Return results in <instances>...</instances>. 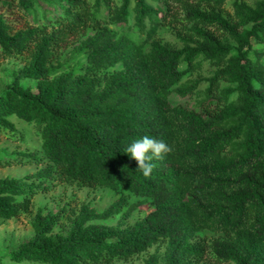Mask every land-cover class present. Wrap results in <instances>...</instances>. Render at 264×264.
<instances>
[{
    "label": "trees",
    "instance_id": "obj_1",
    "mask_svg": "<svg viewBox=\"0 0 264 264\" xmlns=\"http://www.w3.org/2000/svg\"><path fill=\"white\" fill-rule=\"evenodd\" d=\"M12 57L25 63L0 89V132L23 141L15 117L39 147L0 150V168L38 169L0 179V223L58 183L117 199L81 204L59 232L66 209H36L32 238L0 263L110 264L155 247L143 264H197L206 249L264 264V0H0V61ZM144 135L172 148L148 177L123 152Z\"/></svg>",
    "mask_w": 264,
    "mask_h": 264
},
{
    "label": "rangeland",
    "instance_id": "obj_2",
    "mask_svg": "<svg viewBox=\"0 0 264 264\" xmlns=\"http://www.w3.org/2000/svg\"><path fill=\"white\" fill-rule=\"evenodd\" d=\"M113 3L118 0H112ZM252 1V0H247ZM224 13L230 15L231 9L226 3L224 7ZM18 26L20 23L17 24ZM164 34L168 32L167 29L163 30ZM162 35V33H160ZM169 34H166L168 36ZM79 36L70 37L68 43H65L60 47L56 56L60 58V61H64L71 48L76 44V40ZM25 63L23 58H6L0 61V89L7 83V80L11 77V72L19 69ZM33 83H31L32 85ZM171 101L175 105H182L186 108H193L195 101L193 96L188 94L185 97H179L178 95L171 96ZM16 130L24 135L23 141H20L17 136L10 137L6 132H0V150L11 151H33L39 147V141L35 137L33 129L26 123L18 120L15 117L9 119ZM38 168L33 164H21L12 165L5 168H0V179L6 177L21 178L25 175L35 172ZM117 199V195L110 190L101 187H85L77 182L72 183H58L46 193H39L32 199V209L28 214L21 215L17 218L0 223V256L4 253L16 251L22 244L30 240L33 236V232L30 226V222L35 214L36 209L40 208L43 213L47 211L56 212L62 208L66 209L63 217L60 219V224L55 227L54 232H59L62 227L67 225V217L72 212L76 211L81 204H90L97 212L103 211L112 202ZM131 202L138 201L137 198H131ZM146 210L141 208L139 215H143ZM117 219H113L107 224H114ZM216 236L210 233H203L197 237L198 241L204 240L205 244L215 239ZM206 245V246H207ZM155 247L148 249L144 254H140L137 257L128 259L127 261H114L110 264H143V260L152 254ZM0 264H16L5 260ZM22 264H31L24 262ZM197 264H221L214 260L210 254V250L206 249L202 259Z\"/></svg>",
    "mask_w": 264,
    "mask_h": 264
},
{
    "label": "clouds",
    "instance_id": "obj_3",
    "mask_svg": "<svg viewBox=\"0 0 264 264\" xmlns=\"http://www.w3.org/2000/svg\"><path fill=\"white\" fill-rule=\"evenodd\" d=\"M171 151L170 145L151 135H144L132 140L123 150L136 161L135 170H138L140 175L144 177H148L152 171L151 160L160 159Z\"/></svg>",
    "mask_w": 264,
    "mask_h": 264
}]
</instances>
